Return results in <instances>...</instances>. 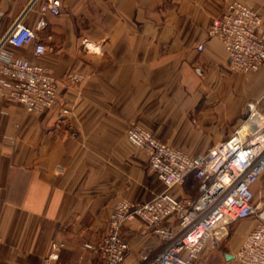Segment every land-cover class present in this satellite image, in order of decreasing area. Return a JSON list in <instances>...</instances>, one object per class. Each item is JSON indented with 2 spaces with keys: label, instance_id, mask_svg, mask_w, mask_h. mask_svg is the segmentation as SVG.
<instances>
[{
  "label": "crops",
  "instance_id": "obj_1",
  "mask_svg": "<svg viewBox=\"0 0 264 264\" xmlns=\"http://www.w3.org/2000/svg\"><path fill=\"white\" fill-rule=\"evenodd\" d=\"M31 1L0 0V42L22 16L35 27L38 7L26 13ZM240 1L264 24V0ZM226 2L62 0L61 13L37 31L46 53L37 56L34 43L5 44L51 68L58 97L33 114L0 94V264H45L55 242L64 244L62 264H105L85 244L103 238L115 203L147 201L166 189L129 140L132 122L197 155L241 128L249 102L264 113V67L232 70L223 42L208 34ZM62 107L71 109L65 119ZM198 191L192 175L171 189L179 198ZM244 226L247 232L255 222ZM122 231L129 250L121 264H138L163 245L141 218Z\"/></svg>",
  "mask_w": 264,
  "mask_h": 264
},
{
  "label": "built area",
  "instance_id": "obj_2",
  "mask_svg": "<svg viewBox=\"0 0 264 264\" xmlns=\"http://www.w3.org/2000/svg\"><path fill=\"white\" fill-rule=\"evenodd\" d=\"M34 6L39 9L35 27L26 24L22 16L0 42V94H8L26 111L38 114L56 105L58 80L47 65L15 55L5 45L34 43L37 56L46 53V44L36 41L37 31L48 26L49 14L61 13L62 0H32L26 13ZM208 34L221 39L232 70L249 73L264 67L263 18L251 5L227 0L222 14L212 20ZM198 48L202 50L203 45ZM70 113V108L62 107L58 117L65 119ZM246 114L241 128L197 155L159 140L138 122H132L127 130L129 140L146 152L149 169L166 189L143 202L118 200L103 238L85 247L99 253L105 264H121L129 250L123 225L141 218L163 245L154 253L141 254L138 264H193L209 241L229 234L231 224L253 219L255 226L245 233L236 256L248 264H264V200L256 201L253 188L264 176V113L251 101ZM245 125L250 133L243 132ZM191 175L199 182L196 195L179 198L171 192L184 186ZM63 245L53 244L45 264H62L57 249Z\"/></svg>",
  "mask_w": 264,
  "mask_h": 264
},
{
  "label": "rangeland",
  "instance_id": "obj_3",
  "mask_svg": "<svg viewBox=\"0 0 264 264\" xmlns=\"http://www.w3.org/2000/svg\"><path fill=\"white\" fill-rule=\"evenodd\" d=\"M260 183V188L255 192V199L257 202L264 200V176L261 177ZM246 221L254 220H240L231 224L229 234L222 239L209 241L193 264H248L236 256L246 230H248V227L244 226V222ZM226 254H232L234 258L227 259Z\"/></svg>",
  "mask_w": 264,
  "mask_h": 264
},
{
  "label": "bare ground",
  "instance_id": "obj_4",
  "mask_svg": "<svg viewBox=\"0 0 264 264\" xmlns=\"http://www.w3.org/2000/svg\"><path fill=\"white\" fill-rule=\"evenodd\" d=\"M243 132H247V133H250L251 130L250 128L248 127V125H245L244 129H243Z\"/></svg>",
  "mask_w": 264,
  "mask_h": 264
},
{
  "label": "water",
  "instance_id": "obj_5",
  "mask_svg": "<svg viewBox=\"0 0 264 264\" xmlns=\"http://www.w3.org/2000/svg\"><path fill=\"white\" fill-rule=\"evenodd\" d=\"M226 258L227 259H232V258H234V255H232V254H226Z\"/></svg>",
  "mask_w": 264,
  "mask_h": 264
}]
</instances>
